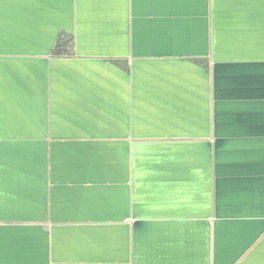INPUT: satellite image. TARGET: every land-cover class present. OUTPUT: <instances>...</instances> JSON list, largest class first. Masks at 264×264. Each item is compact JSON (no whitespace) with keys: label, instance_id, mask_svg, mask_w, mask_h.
Masks as SVG:
<instances>
[{"label":"crops","instance_id":"crops-1","mask_svg":"<svg viewBox=\"0 0 264 264\" xmlns=\"http://www.w3.org/2000/svg\"><path fill=\"white\" fill-rule=\"evenodd\" d=\"M0 264H264V0H0Z\"/></svg>","mask_w":264,"mask_h":264}]
</instances>
